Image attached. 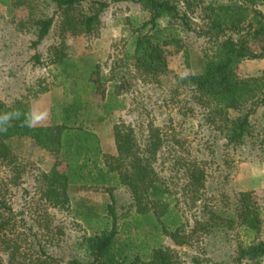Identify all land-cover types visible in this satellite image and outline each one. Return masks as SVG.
I'll return each instance as SVG.
<instances>
[{
    "label": "trees",
    "instance_id": "16d2710c",
    "mask_svg": "<svg viewBox=\"0 0 264 264\" xmlns=\"http://www.w3.org/2000/svg\"><path fill=\"white\" fill-rule=\"evenodd\" d=\"M50 1L57 5L63 38L50 46L48 63L54 66L53 80L64 90L62 106L48 125L28 129L14 121L7 133H0V164L18 170L15 142L31 138L53 158L38 178L40 198L48 208L69 210L72 185L104 188L111 195L125 187L135 207L130 217L119 222L113 204H108L106 213L87 205L84 220L91 232L85 240L89 259H76L73 264H179L177 255L166 246V238L206 254L200 246L202 240L219 234L229 238L231 233L242 236L235 256L215 264H264V211L254 190L208 194L209 161H189L181 156L175 164L183 170L184 181L181 186L173 185L157 163L160 154L180 140L170 137L154 120L135 125L118 119L113 126L115 154L106 153L99 134L87 126L90 116L103 122L126 110L128 100L133 102L134 83L159 88L162 78L173 74L168 91L173 98L179 97L180 89L186 91L192 104L184 113L198 110L205 124L229 145H243L249 138L264 146V127L256 129L250 120L255 106L264 103V70L248 77L237 72L239 62L264 58V44L260 51L252 47L255 40L264 42V12L260 9L264 0H133L148 16L130 21L122 54L115 57L111 50L104 61H95L90 54L71 56L65 39H98L108 2ZM0 2L12 5V0ZM55 19L56 14L36 21L38 41L51 32ZM185 32L204 37L208 49L202 70L181 79L171 71L165 48L181 49ZM117 45L114 43L112 49ZM184 54L188 64L190 53L185 50ZM30 108L31 102L24 98L6 103L0 97V113L13 109L27 112ZM184 201L196 208L189 218ZM17 224L18 213L0 192V252L9 253L11 260L20 249L14 239ZM31 256L32 264H62L44 248ZM203 259L197 255L192 258L195 264Z\"/></svg>",
    "mask_w": 264,
    "mask_h": 264
},
{
    "label": "rangeland",
    "instance_id": "374dc122",
    "mask_svg": "<svg viewBox=\"0 0 264 264\" xmlns=\"http://www.w3.org/2000/svg\"><path fill=\"white\" fill-rule=\"evenodd\" d=\"M104 1L109 5L102 14L104 27L100 37L88 41L84 36H67L65 41L71 56L90 54L95 61H104L112 50L117 57L121 53L123 39L130 35L129 20L135 16H148V12L133 0ZM196 11L199 14V8ZM54 14L56 19L51 32L38 41L36 21ZM58 25L57 5L50 0H12L11 7L0 2V97L6 103L24 98L31 102L32 108L46 110L48 118L43 125L50 124L54 113L60 110L64 94L63 88L53 80L54 66L48 63L50 46L63 38ZM183 36L181 49L176 46L165 48L169 67L179 75L185 70L200 72L208 49L207 41L194 32H185ZM114 43L118 45L112 49ZM263 44L261 40H255L252 47L260 51ZM185 50L190 53L188 64ZM247 70L249 68L237 66L241 77H245ZM172 75L163 77L159 88L134 83L130 95L133 102L128 100L126 110L114 113L103 122L90 116L87 126L99 134L105 152L115 154L113 126L118 119L135 125L154 120L170 137L180 140L178 144L171 143L160 154L157 163L160 172L171 178L173 185L181 186L184 181L183 170L175 164L177 156L189 161L208 160V194L254 190L264 211V146L259 144V140L253 144L254 139L249 138L243 145H229L219 132L205 124L198 110L184 113L192 104L188 93L182 89L179 97H172V92L168 91L174 80ZM250 120L256 129L264 127V103L255 106ZM15 147L19 154L18 170L0 164V192L18 213L14 239L20 249L12 260L9 253L1 251L0 264H32L31 255L40 248L62 264H73L76 259L87 261L89 255L85 240L91 232L84 220L86 206L93 204L100 212L106 213L108 204H113L119 222L135 212L131 193L125 187L115 189L111 195L104 188L72 185L69 210L48 208L40 198L38 178L52 164V154L36 146L31 138L20 139L15 142ZM183 209L188 218L196 211L189 203L183 204ZM241 238L231 233L229 238L219 234L202 240L200 246L206 254L196 247L180 246L170 237L166 238L165 244L177 255L179 264H195L192 260L195 255L204 258L201 264H215L231 261Z\"/></svg>",
    "mask_w": 264,
    "mask_h": 264
},
{
    "label": "clouds",
    "instance_id": "9594fccd",
    "mask_svg": "<svg viewBox=\"0 0 264 264\" xmlns=\"http://www.w3.org/2000/svg\"><path fill=\"white\" fill-rule=\"evenodd\" d=\"M190 74L188 70H185L180 74L181 79H186ZM48 118V112L46 110H40L38 108H30L27 112H22L18 109L6 111L0 113V133H7L8 130L14 127V121H19V126L34 129L37 126H42Z\"/></svg>",
    "mask_w": 264,
    "mask_h": 264
},
{
    "label": "crops",
    "instance_id": "0c3cea01",
    "mask_svg": "<svg viewBox=\"0 0 264 264\" xmlns=\"http://www.w3.org/2000/svg\"><path fill=\"white\" fill-rule=\"evenodd\" d=\"M260 9L264 12V5H261ZM134 18L144 19L145 17L135 16L131 19L133 20ZM131 19L129 20L128 24H130ZM238 65L241 66L243 69L249 68L250 72H248L249 70H247L245 73L246 75H244L245 77L258 75L264 70V58L243 60L239 62Z\"/></svg>",
    "mask_w": 264,
    "mask_h": 264
}]
</instances>
